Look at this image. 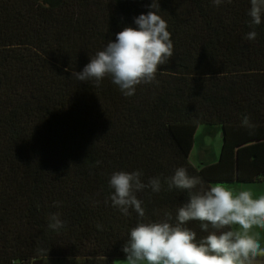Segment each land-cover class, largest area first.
<instances>
[{
  "label": "trees",
  "instance_id": "trees-1",
  "mask_svg": "<svg viewBox=\"0 0 264 264\" xmlns=\"http://www.w3.org/2000/svg\"><path fill=\"white\" fill-rule=\"evenodd\" d=\"M150 4L0 0V264L126 261L122 247L141 218L112 206L114 172L160 178V193H136L143 222L167 212L177 222L188 194L168 191L166 179L180 167L205 189L264 183V16L251 24L250 0H159L174 53L158 83L132 96L111 77L100 87L71 77ZM200 126L222 135L215 164L189 160ZM54 215L59 229L49 227ZM185 226L197 242L208 235L199 222Z\"/></svg>",
  "mask_w": 264,
  "mask_h": 264
},
{
  "label": "clouds",
  "instance_id": "clouds-1",
  "mask_svg": "<svg viewBox=\"0 0 264 264\" xmlns=\"http://www.w3.org/2000/svg\"><path fill=\"white\" fill-rule=\"evenodd\" d=\"M223 2L213 0L216 6ZM149 7L147 14L133 19L135 27H124L114 42L109 41L81 72L73 71L71 77L81 82L94 81L95 87L111 77L125 96L134 95L138 85L158 83L157 73L170 61L174 46L167 22L157 14L159 0H151ZM249 16L252 25L261 24L264 0H250ZM256 37L253 30L246 39ZM242 125L254 127L247 116ZM142 176L141 171H120L114 172L109 181L114 190L109 197L112 206L125 216L132 209L141 218L122 247L126 254L123 264H262L257 258H264V247L260 232L255 230H264V195L254 197L251 190L237 191L222 183L205 189L199 176H190L186 168L180 167L166 179L168 191L175 188L188 194V201L177 210V222L171 223L170 212L161 221L143 222L145 209L136 193L145 188L160 193L163 186L158 177L145 184ZM51 219L54 223L49 227L63 226L58 215ZM190 221L199 222L201 231L208 233L199 242L196 233L185 226ZM97 228L102 229V225Z\"/></svg>",
  "mask_w": 264,
  "mask_h": 264
},
{
  "label": "crops",
  "instance_id": "crops-1",
  "mask_svg": "<svg viewBox=\"0 0 264 264\" xmlns=\"http://www.w3.org/2000/svg\"><path fill=\"white\" fill-rule=\"evenodd\" d=\"M220 133L219 129H213L209 132H206L205 135L211 137H218ZM221 134H220V140H221ZM220 147H221V141L219 142V144L217 145V143L214 145L213 144H209L208 141L206 142L205 140L201 141L200 144V150L201 153L199 155V161L197 164H192L194 166H201V165H212L215 164L218 160L219 157V153H220ZM192 152V151H191ZM190 152V154H191ZM190 157V156H189ZM237 191L239 190H251L253 192L255 191H259V190H264V183H254V184H225ZM249 186H253L250 189ZM245 187V188H243ZM255 231L260 232V243L261 246L264 247V230L261 229H256ZM258 260H261L262 264H264V258H257Z\"/></svg>",
  "mask_w": 264,
  "mask_h": 264
},
{
  "label": "rangeland",
  "instance_id": "rangeland-1",
  "mask_svg": "<svg viewBox=\"0 0 264 264\" xmlns=\"http://www.w3.org/2000/svg\"><path fill=\"white\" fill-rule=\"evenodd\" d=\"M211 130H213V129L208 128V127H204V126H200L197 128L195 136H194L192 152L189 155L190 156L189 160L192 164H197L198 162H200L198 157L201 153L200 144H201L202 140H205L206 142L208 141L209 144L214 143V145L216 143L218 145L219 142L221 141L220 140V133H219L217 138L216 137L210 138L209 136L205 135L206 132H209ZM251 187H253V186H249L248 189H250ZM243 188H245V187H243ZM253 193H254V197H258L259 195H264V190L255 191ZM123 262L124 261H118V262H115L114 264H123Z\"/></svg>",
  "mask_w": 264,
  "mask_h": 264
}]
</instances>
